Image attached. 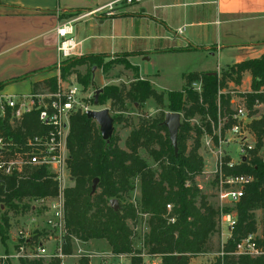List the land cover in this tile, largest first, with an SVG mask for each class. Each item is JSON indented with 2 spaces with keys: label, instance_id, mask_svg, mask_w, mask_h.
<instances>
[{
  "label": "trees",
  "instance_id": "obj_1",
  "mask_svg": "<svg viewBox=\"0 0 264 264\" xmlns=\"http://www.w3.org/2000/svg\"><path fill=\"white\" fill-rule=\"evenodd\" d=\"M76 62L79 61L74 57L62 61L60 77L65 79L76 74L77 82L85 85L88 76L80 77L77 74L72 67ZM127 68H131V65ZM244 73L251 77L252 93L245 96L247 107L251 109L256 100H262L258 91L264 86V55L231 65L229 72L220 79L214 71L185 75L183 89L167 94L169 112H182L183 118L208 114L216 121L219 98V113L228 115L229 98L218 96V91L226 88L227 80L239 85ZM192 82L201 84L200 95L191 91ZM40 85L54 90L56 79L35 82L33 87ZM3 86L5 84H0V88ZM149 99L157 105L163 104V94L153 89L149 81L137 80L128 87L106 86L98 95L97 104L109 103L111 108L123 110L126 101L140 106ZM35 123V118L30 117L25 127L30 131ZM161 123L156 120L133 129L125 140L123 150L118 145V136L114 134L108 142L103 141L99 128L86 115L77 113L71 116L67 136V166L72 182L64 190L66 234L62 240L63 254L71 255V237L83 243L105 240L113 256L129 255L130 264H141L140 253L133 255L131 231L126 223L135 220L138 214L148 217V233L143 238V248L147 255L160 257L161 264H189L191 259L212 252L211 238L220 233L221 209L211 205L208 197L195 184V177L202 174L204 167L203 159L198 154L203 132L191 128L187 123L180 127L175 154L167 129ZM250 128L260 146L264 140V118L253 121ZM7 130V121L0 120V133H7ZM189 139L192 143L188 148L186 143ZM139 149H144L159 164L158 173L152 172L140 158ZM226 172L251 174L254 181L234 205L236 225L222 246L223 255L212 264H264V164L254 155L249 165L244 164ZM23 177L10 178L5 190L0 187V203L7 208L0 216L2 240L6 238L9 228L7 213H19L15 201L57 195V183L44 171L33 170ZM134 177L140 180L139 212L125 199L131 190L130 179ZM94 179L98 182L92 191ZM111 200L117 201V210L111 208ZM167 205L171 207L170 210L166 208ZM27 208L23 205L22 212ZM256 209L262 211V239L255 240L260 254L255 257L236 255V245L257 231ZM222 212L227 213L229 209L224 208ZM89 263L90 258L84 256L76 264ZM19 264H60V261L21 258Z\"/></svg>",
  "mask_w": 264,
  "mask_h": 264
},
{
  "label": "crops",
  "instance_id": "obj_2",
  "mask_svg": "<svg viewBox=\"0 0 264 264\" xmlns=\"http://www.w3.org/2000/svg\"><path fill=\"white\" fill-rule=\"evenodd\" d=\"M116 1L98 5L96 0H0V84L6 85L0 90L6 93L11 85L29 78L36 77L32 86L47 79L45 73L58 67L60 60L56 28L92 16L97 25L91 24L89 33L77 34L73 27L79 53L126 55L139 80L150 77L143 71L154 59L200 54L205 60L215 59L216 67L223 61L229 67L264 55V0H166L162 4L163 0H153L151 7L142 3L106 14L104 8ZM104 23L109 26L107 34L100 30ZM93 27L98 32L90 34ZM182 79L185 82L184 75ZM93 241H103L106 254L111 255L105 240ZM126 262L130 264V259Z\"/></svg>",
  "mask_w": 264,
  "mask_h": 264
},
{
  "label": "rangeland",
  "instance_id": "obj_3",
  "mask_svg": "<svg viewBox=\"0 0 264 264\" xmlns=\"http://www.w3.org/2000/svg\"><path fill=\"white\" fill-rule=\"evenodd\" d=\"M107 1L109 0H96V4L101 5ZM165 1L166 0H163L160 4ZM152 3H155V1L148 0L144 2L143 6L151 7L153 5ZM118 7H120V5H116L115 10ZM157 12H161V10H158ZM91 24L97 25L96 16L79 20L73 24V27L77 34H80V31L89 33L88 30H90ZM96 28L97 27H93V29H91L92 31H90V34L97 33L98 29ZM100 30L101 33L107 34L109 32L108 24L104 23ZM74 60L79 61L76 62V65L72 66L74 67L73 69L77 71V74H79L80 77L88 76L86 84H81L82 95L80 96L78 111L75 114L79 113L81 115H85L82 113V109L84 108H89L90 110L108 109L109 114L113 119V134L118 136V145L123 150H125V140L133 129H136L141 124H150L156 120L162 122L164 121L165 115L169 113L167 94L172 91H181L183 89L184 82L182 75L185 76L189 73L216 71L217 69H222L218 72H215L218 79H220L224 73L229 72L230 68V66L225 67L226 61H223L221 64L218 63V65L221 67H216L217 63L215 59L212 60L208 58L205 60L200 54H192L180 58L164 57L160 59H154L147 64L145 71L143 72L150 76L145 80L149 81L152 79V83L155 85L154 89L158 93L163 94V104L157 105L152 99L147 100L140 106L126 101L123 110H117L111 108L109 103H105L104 105H98L97 103L95 104L94 96L97 91L101 90L102 92L103 88L106 86H115L118 88L120 86L128 87L130 83L139 80L137 69L132 66L131 68H127V66L130 65L127 61V56L87 54L74 57ZM227 62L229 64L232 63L231 59H228ZM58 72L60 73V66L46 72L44 78L55 77L57 82L56 75ZM155 73L158 74H156V76L153 78L152 75ZM35 78L26 79L21 84L11 85L7 91L5 90V92L11 94L30 92L32 80ZM60 79L62 84H70V80H77V75L73 74L69 77L67 76L65 79L60 77ZM110 80L112 81L110 82ZM225 85L226 88L219 90L217 95H223L224 97L226 96L229 98V100L230 98H243L242 100H244L246 103L245 96L249 93H252L251 77L248 73H244L242 75L239 85H236L234 82L229 80L226 81ZM5 86L1 87L0 89H4ZM190 87L191 91L199 95L201 94L202 88L199 82H192ZM37 88H42V85L38 86ZM216 105V121H213L208 114L195 115L192 118H183V114L181 112L179 113L181 115L180 127L187 123L191 128H197L203 132V135L200 138V148L198 150V154L204 158V168L202 174L195 177V184L202 191V193L208 197V202L211 205L214 207H219L220 209H229V212L227 213H232L236 216L234 206L230 205L228 201L225 200L221 202L218 196L215 174L216 158L214 153V144L212 142H214V138H217L216 136L220 133L219 127L222 125L221 118L223 115L219 113V98ZM261 113H264L263 108L261 109ZM222 132H224L223 129H221V133ZM190 135L193 137V133ZM191 143V139L187 140L186 144L188 148L191 146ZM138 152L140 158L146 162L149 169L154 173H158L159 164L154 162L144 149H139ZM65 185L66 187L71 186L69 182H65ZM130 186L131 190L128 192L125 198L126 202L131 203L133 207L136 208L137 212H139L141 199L139 177L130 179ZM14 203L19 208V213L8 212L6 215L8 217L9 228L6 238L4 240L0 239V256H10L11 259H9V264H19V259L21 258L16 259V254L19 253V246H22L24 252L27 254L34 251L38 244H43L49 254L57 252V249L60 245V240H63L65 235L59 236L58 231H50L45 229L44 220L48 216L43 215L41 212L32 210L30 208V205H32L31 201L25 199L21 202L15 201ZM23 205L29 207L24 212H22ZM5 211H7V208L0 203V216ZM254 215L257 224V231L255 234H252V236L254 240L262 239V211L256 209L254 210ZM126 223L131 231V242L133 246L132 251L135 253L133 255L140 253L139 255L142 258L141 264H153L152 260L156 259L157 257L147 255L142 245L143 238L148 233V217L138 214L135 220L127 221ZM229 238L230 236L227 233L226 226L223 225L222 227V225H220V233L214 235L211 238L212 252L208 255L201 254L195 257L193 264H212L218 257L223 255L222 246L228 241ZM70 244L71 257L66 260V263L68 264H75L80 257L84 256L90 257L91 264H99L100 261L109 262V259H107L106 256L108 250L103 241H89L87 243H83L71 237ZM128 257L130 256L128 255ZM45 261L48 262L49 260L45 259ZM154 263L161 264V258Z\"/></svg>",
  "mask_w": 264,
  "mask_h": 264
},
{
  "label": "built area",
  "instance_id": "obj_4",
  "mask_svg": "<svg viewBox=\"0 0 264 264\" xmlns=\"http://www.w3.org/2000/svg\"><path fill=\"white\" fill-rule=\"evenodd\" d=\"M146 1L148 0H118L104 10L108 14L116 8V5L132 6ZM74 22L69 21L56 28L57 52L60 59L58 67L64 60L82 56L79 53V43L74 36ZM56 78L54 90L43 86L42 88L31 87L30 92L21 94L4 93L0 90V120H6L8 123L7 133H0V187L5 190L10 178L20 179L33 170L44 171L57 183V195L26 200L32 202L30 205L32 210L48 216L44 220L45 229L58 231L59 236H63L66 234L64 190L68 188L65 182L71 184L67 166L69 157L67 136L70 118L78 111L82 85L77 80H70V84H62L59 72ZM258 94L262 100H256L251 109L247 107L243 98H230L229 114L221 118L220 133L216 136L217 141L212 142L215 149L218 196L221 202L225 200L233 206L243 197L246 188L254 181V177L251 174H228L226 171L239 168L244 164L249 165L254 155L264 164V140L258 146V141L250 128L253 121L264 118V113H261V109H264V86L260 88ZM89 110L84 108L82 113L86 114ZM30 117L35 118L36 125L29 131L25 127V122H29ZM221 129L224 132L221 133ZM166 208L170 210L171 207L167 205ZM236 221L234 214L223 213L221 209L219 223L222 227L226 226L229 236ZM18 249L16 259H47L49 261L58 259L60 264H68L66 260L71 257L62 253V239L57 252L53 254H49L43 244H38L34 251L27 254L22 246ZM235 254L250 257L260 254L252 235L236 245ZM106 256L109 262L100 261L99 264H128L127 255L106 254ZM9 259H11L10 256L1 255L0 264H9Z\"/></svg>",
  "mask_w": 264,
  "mask_h": 264
},
{
  "label": "water",
  "instance_id": "obj_5",
  "mask_svg": "<svg viewBox=\"0 0 264 264\" xmlns=\"http://www.w3.org/2000/svg\"><path fill=\"white\" fill-rule=\"evenodd\" d=\"M101 93V90L97 91L94 100L97 103V97ZM86 118L96 123L99 128L100 136L103 141L108 142L113 135V119L111 118L108 109L102 110H89L86 112ZM181 115L179 113L169 112L165 115L164 121L161 123L163 127L167 129L169 140L174 153H177V136L181 126ZM72 182V179H70ZM98 180L94 179L92 183V191L95 190ZM110 206L112 209L117 210V201L111 200Z\"/></svg>",
  "mask_w": 264,
  "mask_h": 264
}]
</instances>
